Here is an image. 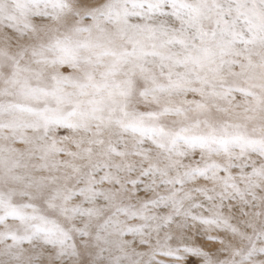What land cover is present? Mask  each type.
I'll return each mask as SVG.
<instances>
[{"label":"snow or ice","instance_id":"snow-or-ice-1","mask_svg":"<svg viewBox=\"0 0 264 264\" xmlns=\"http://www.w3.org/2000/svg\"><path fill=\"white\" fill-rule=\"evenodd\" d=\"M0 264H264V0H0Z\"/></svg>","mask_w":264,"mask_h":264}]
</instances>
